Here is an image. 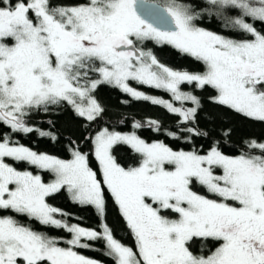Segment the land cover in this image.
<instances>
[{
	"label": "snow or ice",
	"instance_id": "1",
	"mask_svg": "<svg viewBox=\"0 0 264 264\" xmlns=\"http://www.w3.org/2000/svg\"><path fill=\"white\" fill-rule=\"evenodd\" d=\"M165 45L199 70L161 63L154 48ZM102 86L176 119L119 131L123 120H105ZM202 92L264 125V0H0V264H102L77 251L99 241L113 264H264V137L236 142L231 127H201ZM67 111L79 136L63 137L53 121L36 126L34 117ZM145 127L189 147L149 142L136 131ZM31 134L65 139L68 158L17 138ZM62 190L102 221L110 196L134 245L106 222L70 223L48 202Z\"/></svg>",
	"mask_w": 264,
	"mask_h": 264
},
{
	"label": "trees",
	"instance_id": "2",
	"mask_svg": "<svg viewBox=\"0 0 264 264\" xmlns=\"http://www.w3.org/2000/svg\"><path fill=\"white\" fill-rule=\"evenodd\" d=\"M207 27L215 28V25H206ZM154 53L158 60L164 65L173 68L174 70H188L196 71L199 70V65L195 64L191 58L186 57L171 46H157L154 48ZM131 86L137 90L143 91L148 95L170 99V94L163 90L150 88L145 85H137L135 82H129ZM210 92H202L200 95L203 97L204 109L201 113L200 124L201 127L208 126L214 127L219 130L222 127L233 128L232 140L238 142L242 137H264V125L259 123H252L244 120L237 114L231 111L218 108L213 105L207 97ZM98 99L107 107L108 113L105 116V120L108 124H113L117 120H123L124 123L118 124L117 130L122 132H128L133 130L131 125L134 120H138L144 123L148 120H158L162 123L163 127H170L173 120L176 119L173 115L166 112V110L158 105H153L147 101H137L121 93L117 89H113L107 86H102L97 92ZM128 101V103H123ZM207 114L212 118V123L203 119L204 115ZM36 120V126L42 129L49 127L48 121L55 123V129L63 137H68L72 134L73 138L80 135L78 127V121L74 120L71 111L64 112L59 115H40L34 117ZM142 138L149 142L153 140H162L174 148H185L188 149V145L183 143H175L168 138L163 131L157 133L151 129L145 127L136 130ZM215 135V133H214ZM20 142L29 146L38 153H47L58 156L60 158H68V153L65 151L66 140L61 139L59 142H53L47 138H41L36 134H31L27 137H17ZM203 144L207 148V142L201 139L196 140V145ZM225 152H229L228 147L224 148ZM119 158L122 162H131L130 154L126 150L119 152ZM44 179L47 181L52 179L51 174H44ZM48 202L61 209L63 212L69 214L70 223H77L80 226L88 229L100 230L102 222H106L109 227L113 230L114 238L121 240L126 245H134V240L130 231L127 229L126 223L122 218L118 206L115 205L112 198L109 196L106 200V215L103 219L97 215L95 209L91 206H80L73 203L63 190L60 193L54 194L48 198ZM38 229H41L40 225H35ZM44 230V229H41ZM50 235L67 236L68 234L63 231L48 230ZM92 247L89 249H77L79 254L84 255L86 258H93L102 264H113L112 260L104 255L106 249L104 248V242H90Z\"/></svg>",
	"mask_w": 264,
	"mask_h": 264
}]
</instances>
